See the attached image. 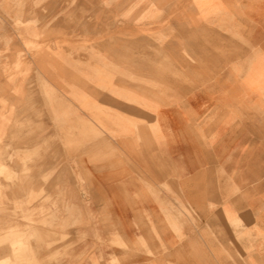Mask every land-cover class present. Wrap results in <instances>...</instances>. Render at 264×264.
Listing matches in <instances>:
<instances>
[{
	"label": "crops",
	"instance_id": "obj_1",
	"mask_svg": "<svg viewBox=\"0 0 264 264\" xmlns=\"http://www.w3.org/2000/svg\"><path fill=\"white\" fill-rule=\"evenodd\" d=\"M48 2L66 6L16 41L0 12V264H42L41 220L10 218L11 144L49 166L45 194L78 196L89 246L64 264H264V0ZM32 81L49 118L27 137ZM69 146L86 180L59 192Z\"/></svg>",
	"mask_w": 264,
	"mask_h": 264
},
{
	"label": "rangeland",
	"instance_id": "obj_2",
	"mask_svg": "<svg viewBox=\"0 0 264 264\" xmlns=\"http://www.w3.org/2000/svg\"><path fill=\"white\" fill-rule=\"evenodd\" d=\"M1 1V0H0ZM4 8L0 4V12L4 13V22L11 29L10 40H17L19 37L24 38V27L35 26L43 30L44 28H49L51 17H54V13L60 9V7L66 6L65 3H51L48 0H4ZM1 16V14H0ZM22 18V22L17 20V17ZM2 18H0V27ZM24 21V22H23ZM35 31H32V34H35ZM36 35V34H35ZM27 37V36H26ZM1 41V39H0ZM10 41V42H11ZM2 42V41H1ZM7 44V43H6ZM27 51L26 57L29 56L30 48L33 47V43L26 41ZM32 53V52H31ZM27 79H33V70L29 69L26 73ZM34 81L27 83V87L31 92H27V102H26V112L21 114V122L18 120L11 122V129L21 128L26 130L27 137H32L34 135V127L43 126L46 123V120L49 118L48 113L42 111H37V108L34 107ZM38 87V96L43 94L42 85L40 82L37 84ZM11 138H15L11 136ZM13 140V139H12ZM11 140V141H12ZM33 147L19 148L16 145H12L9 148L10 153V162L9 166L6 167L5 172H9V181L11 183V190L13 183H24L25 184V196L24 199L18 200V195H12L10 198V218H19L24 217L27 224H33L35 220L42 222V264H64L65 260L77 259L83 256L89 244H83L81 241V220H80V211L71 210L70 207H67L66 199L74 198L76 195H66L64 193H59L56 195L45 194L48 192V188L51 185V179L48 172L49 166L45 164L36 163L35 152ZM38 153H49V147L44 149L43 147L37 150ZM58 158L60 160L66 159L68 162H58L57 171L59 177L53 180V183L59 188L61 187H72L78 188L81 187L83 181L86 180L83 178V165L80 162L81 160V147L80 146H69V147H59L58 148ZM19 159L21 162H19ZM1 172L4 170L0 169ZM20 177V178H19ZM82 178L84 179L82 181ZM54 185V184H53ZM65 192V191H64ZM19 202L24 204L25 210L23 207L19 206ZM50 204L54 211H52V216L56 217L57 225L49 226V217H50ZM46 206V207H45ZM20 210V211H19ZM22 214V216H20ZM56 214V216H55ZM32 219V220H31ZM48 219V221H46ZM12 223V222H11ZM68 224V225H67ZM27 230V242L26 246L29 244L28 230L33 229L32 227H25ZM11 230H16L17 228H12ZM56 234V235H55ZM72 234H75V241L67 242V238L71 239ZM18 242H11V246L16 247ZM23 246V244H21ZM15 251V257L13 262L12 260H6L1 264H12L19 259V255Z\"/></svg>",
	"mask_w": 264,
	"mask_h": 264
},
{
	"label": "bare ground",
	"instance_id": "obj_3",
	"mask_svg": "<svg viewBox=\"0 0 264 264\" xmlns=\"http://www.w3.org/2000/svg\"><path fill=\"white\" fill-rule=\"evenodd\" d=\"M32 220V219H31ZM39 234V233H38ZM40 235V234H39ZM56 235V234H55ZM32 248V247H31ZM12 262V261H11ZM15 262V261H14Z\"/></svg>",
	"mask_w": 264,
	"mask_h": 264
}]
</instances>
